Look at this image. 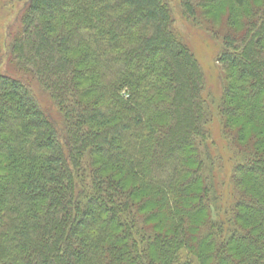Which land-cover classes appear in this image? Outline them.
<instances>
[{
	"label": "trees",
	"instance_id": "1",
	"mask_svg": "<svg viewBox=\"0 0 264 264\" xmlns=\"http://www.w3.org/2000/svg\"><path fill=\"white\" fill-rule=\"evenodd\" d=\"M180 7L222 39L221 96L172 0L24 4L0 73V264H264V0Z\"/></svg>",
	"mask_w": 264,
	"mask_h": 264
},
{
	"label": "rangeland",
	"instance_id": "2",
	"mask_svg": "<svg viewBox=\"0 0 264 264\" xmlns=\"http://www.w3.org/2000/svg\"><path fill=\"white\" fill-rule=\"evenodd\" d=\"M28 0H0V73L8 71L9 46L12 39V31L16 29L19 22V12ZM174 8L175 26L178 32L185 38L189 46L194 50L203 68L206 77V93L221 96L222 92V69L218 61V55L223 48L222 39L213 36L205 29L197 27L186 15H183L180 7V0H172ZM213 128L216 134L213 151L222 150L224 172H230L232 163L226 141L220 134V123L216 118L213 121ZM254 131L250 127V133ZM219 171V169L217 170ZM222 178L226 179V187H229L228 174L223 173ZM223 182V180L221 179Z\"/></svg>",
	"mask_w": 264,
	"mask_h": 264
}]
</instances>
